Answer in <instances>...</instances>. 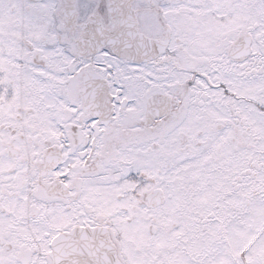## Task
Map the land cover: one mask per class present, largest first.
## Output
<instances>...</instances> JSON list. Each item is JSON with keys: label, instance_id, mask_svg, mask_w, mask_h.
Returning <instances> with one entry per match:
<instances>
[{"label": "snow or ice", "instance_id": "obj_1", "mask_svg": "<svg viewBox=\"0 0 264 264\" xmlns=\"http://www.w3.org/2000/svg\"><path fill=\"white\" fill-rule=\"evenodd\" d=\"M0 264H264V0H0Z\"/></svg>", "mask_w": 264, "mask_h": 264}]
</instances>
